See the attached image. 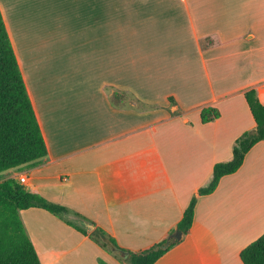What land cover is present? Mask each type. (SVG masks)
<instances>
[{"label": "crops", "instance_id": "crops-1", "mask_svg": "<svg viewBox=\"0 0 264 264\" xmlns=\"http://www.w3.org/2000/svg\"><path fill=\"white\" fill-rule=\"evenodd\" d=\"M54 1L0 0L47 146L38 166L5 179L24 176L26 191L93 222L119 248L145 250L255 130L244 92L264 105V0H61L55 11ZM55 36H68L71 62L50 56ZM105 88L148 109L114 108ZM205 107L219 118L202 123ZM20 218L41 264H122L42 209ZM263 233L264 139L197 197L189 233L155 264H242L241 250Z\"/></svg>", "mask_w": 264, "mask_h": 264}, {"label": "trees", "instance_id": "trees-1", "mask_svg": "<svg viewBox=\"0 0 264 264\" xmlns=\"http://www.w3.org/2000/svg\"><path fill=\"white\" fill-rule=\"evenodd\" d=\"M105 92L114 108H123L129 105V101H134L135 110L145 111L148 109V106L131 98V95L126 92L109 88H105ZM244 99L258 135L249 136L251 130L244 132L236 139L232 148L231 160L216 163L213 166L209 183L197 190L196 196L191 198L180 221L170 231V234L174 230L180 231L183 237L189 233L197 197L211 194L220 179L234 174L242 166L248 151L264 139V105L259 102L254 89L246 90ZM169 101L173 102L172 99ZM219 116V112L212 107H205L200 111V119L204 124L218 119ZM46 156L47 146L0 11V174L11 170L34 168ZM30 208L42 209L55 216L66 225L87 236L111 255L113 253L109 250V245L127 253L128 256L125 259L114 255L122 264H155L179 243L171 245L166 250H155L165 241L164 239L139 252L124 250L119 248L93 222L79 214H74L95 226L92 233H87L81 227L64 218L65 214L70 213L69 209L49 202L38 194L26 191L20 182L9 178L0 182V264H41L20 218V212ZM239 258L242 264H264V233L241 250Z\"/></svg>", "mask_w": 264, "mask_h": 264}, {"label": "water", "instance_id": "water-1", "mask_svg": "<svg viewBox=\"0 0 264 264\" xmlns=\"http://www.w3.org/2000/svg\"><path fill=\"white\" fill-rule=\"evenodd\" d=\"M257 135H258V131L256 129L252 130L249 134V136H252V137L257 136ZM64 218L67 221L81 227L87 233H92L95 229V226L92 223L85 221V220H83L79 217H76L74 215L65 214ZM182 237H183V235L180 231L174 230L171 234H169V236L165 239V241L162 244H160L159 246H157L155 248V250H166L171 245L180 242L182 240ZM108 248L114 255L118 256L121 259H125L128 256L127 253L116 249L112 245H109Z\"/></svg>", "mask_w": 264, "mask_h": 264}, {"label": "rangeland", "instance_id": "rangeland-1", "mask_svg": "<svg viewBox=\"0 0 264 264\" xmlns=\"http://www.w3.org/2000/svg\"><path fill=\"white\" fill-rule=\"evenodd\" d=\"M53 10L55 11V9H58V8H62L63 6H62V2H61V0H56V3H55V1L53 2ZM34 5H36V4H34ZM37 6V8H39L38 7V5H36ZM10 30H11V32H12V29L10 28ZM60 34L62 35V33L60 32ZM54 39V42H55V45H54V47L52 48V46H51V48H52V51H50V56H53V58H55L56 60H58V61H61V60H63V61H65V62H71V60H72V57H73V50L71 49V48H68V52H67V49H66V47L64 46V44L63 43H69V38H68V36H63V37H54L53 38ZM70 52H71V54H72V56H71V54H70ZM64 62V63H65ZM63 63V64H64ZM60 68V67H59ZM62 68H63V66H62ZM76 69V70H75ZM73 71L74 72H77V68H74L73 67ZM131 98H135V97H133V96H131ZM135 105V102L134 101H129V105ZM231 160V159H230ZM218 163H220V162H218ZM215 165V164H214ZM213 169V168H212ZM8 174H10V172L8 171V172H4V173H2V174H0V182L1 181H3V180H5V177L8 175ZM102 264V263H101Z\"/></svg>", "mask_w": 264, "mask_h": 264}, {"label": "built area", "instance_id": "built-area-1", "mask_svg": "<svg viewBox=\"0 0 264 264\" xmlns=\"http://www.w3.org/2000/svg\"><path fill=\"white\" fill-rule=\"evenodd\" d=\"M25 181H26V179H25V177L23 176V177H21L20 179H19V182L21 183V184H24L25 183Z\"/></svg>", "mask_w": 264, "mask_h": 264}]
</instances>
